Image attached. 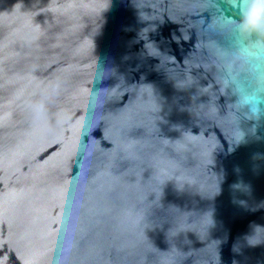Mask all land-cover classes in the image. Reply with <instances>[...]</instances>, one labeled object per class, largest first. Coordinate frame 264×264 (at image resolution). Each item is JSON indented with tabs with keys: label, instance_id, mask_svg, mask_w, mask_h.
Here are the masks:
<instances>
[{
	"label": "water",
	"instance_id": "water-1",
	"mask_svg": "<svg viewBox=\"0 0 264 264\" xmlns=\"http://www.w3.org/2000/svg\"><path fill=\"white\" fill-rule=\"evenodd\" d=\"M224 0H0V264H264V121L216 83Z\"/></svg>",
	"mask_w": 264,
	"mask_h": 264
},
{
	"label": "clouds",
	"instance_id": "clouds-1",
	"mask_svg": "<svg viewBox=\"0 0 264 264\" xmlns=\"http://www.w3.org/2000/svg\"><path fill=\"white\" fill-rule=\"evenodd\" d=\"M237 12L234 40L216 53V83L237 120L264 121V0H228Z\"/></svg>",
	"mask_w": 264,
	"mask_h": 264
},
{
	"label": "snow or ice",
	"instance_id": "snow-or-ice-1",
	"mask_svg": "<svg viewBox=\"0 0 264 264\" xmlns=\"http://www.w3.org/2000/svg\"><path fill=\"white\" fill-rule=\"evenodd\" d=\"M224 2H228V0H224Z\"/></svg>",
	"mask_w": 264,
	"mask_h": 264
}]
</instances>
